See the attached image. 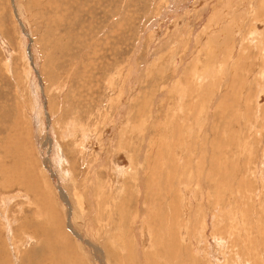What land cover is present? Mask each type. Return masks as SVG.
Listing matches in <instances>:
<instances>
[{
    "label": "rangeland",
    "instance_id": "rangeland-1",
    "mask_svg": "<svg viewBox=\"0 0 264 264\" xmlns=\"http://www.w3.org/2000/svg\"><path fill=\"white\" fill-rule=\"evenodd\" d=\"M0 264H264V0H0Z\"/></svg>",
    "mask_w": 264,
    "mask_h": 264
},
{
    "label": "bare ground",
    "instance_id": "bare-ground-1",
    "mask_svg": "<svg viewBox=\"0 0 264 264\" xmlns=\"http://www.w3.org/2000/svg\"><path fill=\"white\" fill-rule=\"evenodd\" d=\"M105 197V196H104ZM97 214V213H96ZM1 226H2V224H1Z\"/></svg>",
    "mask_w": 264,
    "mask_h": 264
}]
</instances>
